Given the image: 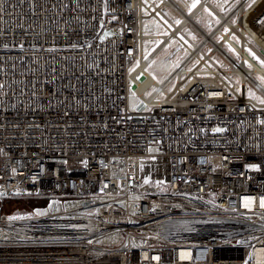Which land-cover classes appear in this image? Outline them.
<instances>
[{
	"label": "built area",
	"instance_id": "2783aa9c",
	"mask_svg": "<svg viewBox=\"0 0 264 264\" xmlns=\"http://www.w3.org/2000/svg\"><path fill=\"white\" fill-rule=\"evenodd\" d=\"M179 1L0 0V264H264V2Z\"/></svg>",
	"mask_w": 264,
	"mask_h": 264
},
{
	"label": "rangeland",
	"instance_id": "374dc122",
	"mask_svg": "<svg viewBox=\"0 0 264 264\" xmlns=\"http://www.w3.org/2000/svg\"><path fill=\"white\" fill-rule=\"evenodd\" d=\"M187 3V7H185V10H188L191 5L195 2V0H184ZM236 0H222L220 3H217L216 0H212V3L220 10L223 11V8H227L232 3H234ZM177 2H180L177 0ZM162 11L166 16H168L174 23H177L179 21V17L168 7L162 8ZM195 20L198 23L207 24L209 21L213 20V17L211 14L207 11V9H201L195 16ZM163 26L154 18L151 16H145L142 19V32L143 34L147 35H160L164 33ZM183 32L190 37L192 40L196 41L198 37L193 32L190 27H185L183 29ZM158 39L151 38V39H144L143 40V52L146 54L149 52L154 45L157 43ZM176 45H170L166 47L159 55H157L146 67L145 71L156 81L159 82L171 69L174 62L177 60L178 55L174 53ZM246 53L248 56H250L253 60L257 62L259 66H262L260 62H258L256 59L253 58L252 55L246 50ZM215 60H217V63H219V59L214 57ZM255 78L257 81L264 85L262 79H260L258 76L255 75ZM252 92L255 96L260 97L256 91H254L249 85H246V94L249 96V92ZM136 97V96H135ZM261 98V97H260ZM254 99V98H253ZM258 101L257 99H255ZM136 101L139 102L138 98L136 97ZM133 99H132V91L129 92V106L132 109ZM38 204L34 201H25L23 199H6L3 201H0V211L9 213V214H17V213H23L28 211L33 205Z\"/></svg>",
	"mask_w": 264,
	"mask_h": 264
},
{
	"label": "snow or ice",
	"instance_id": "6c2138e0",
	"mask_svg": "<svg viewBox=\"0 0 264 264\" xmlns=\"http://www.w3.org/2000/svg\"><path fill=\"white\" fill-rule=\"evenodd\" d=\"M197 2H198V0H195V2L191 5V7H195ZM253 2H254V0H253ZM248 7H251V4H249ZM177 23H179V21H177ZM250 55H252L254 59H259L258 57H255L254 53H250ZM259 62L261 63L262 66H264V61H259ZM137 66H139V62H137ZM137 79H139V77H137ZM0 87H2V86H0ZM249 96L251 98L257 99L260 104H264V99L255 96L251 91L249 92ZM132 99H133L132 107H133V110H135V108L137 107V105L139 103L136 101L135 93H132ZM213 131L214 132H222V131H225V129L216 128V129H213ZM84 163L86 164L87 162L84 161ZM249 167L256 168L257 166L256 165H250ZM13 171H15V170H13ZM33 179L35 180L36 178L34 177ZM17 194H19V193H17ZM245 199H246L245 207H248L251 201L248 198H245ZM260 206L262 208H264V198L261 199ZM36 215H43V213L41 211L37 210ZM19 218H21V217H17V216L10 217V219H19ZM89 243H91V241H89ZM183 255L184 254H182V258H183ZM153 259L159 260V257H153Z\"/></svg>",
	"mask_w": 264,
	"mask_h": 264
},
{
	"label": "bare ground",
	"instance_id": "6f19581e",
	"mask_svg": "<svg viewBox=\"0 0 264 264\" xmlns=\"http://www.w3.org/2000/svg\"><path fill=\"white\" fill-rule=\"evenodd\" d=\"M243 2L244 1H241L240 4H242ZM263 2H264V0H254V2L252 0L251 1V7L248 8L249 12L257 9L258 7H260L263 4ZM242 12H243L242 14H244L246 12V10L245 11L242 10ZM249 12L245 15V17H248ZM261 16H264V10H263ZM249 30H250V33L253 36V38L257 41V43H259L264 48V19L261 21V27H260V29L258 31H256V29H255V31H253L252 28H250ZM250 61L253 63L254 68L256 70H258L260 72H264V67L259 66L256 62H254L251 59H250ZM139 69L140 70L142 69V65L139 66ZM247 70H249V69H247ZM241 73H242V75H245L244 72H241ZM146 74L148 75L147 72H146Z\"/></svg>",
	"mask_w": 264,
	"mask_h": 264
}]
</instances>
